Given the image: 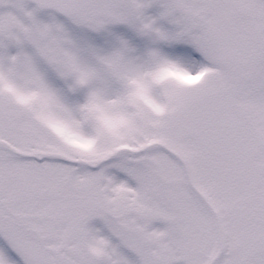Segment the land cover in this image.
Instances as JSON below:
<instances>
[{
	"label": "snow or ice",
	"instance_id": "1",
	"mask_svg": "<svg viewBox=\"0 0 264 264\" xmlns=\"http://www.w3.org/2000/svg\"><path fill=\"white\" fill-rule=\"evenodd\" d=\"M0 264H264V0H0Z\"/></svg>",
	"mask_w": 264,
	"mask_h": 264
}]
</instances>
